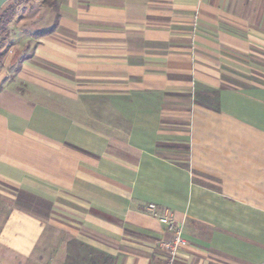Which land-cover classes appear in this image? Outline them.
I'll return each mask as SVG.
<instances>
[{
    "label": "crops",
    "instance_id": "crops-1",
    "mask_svg": "<svg viewBox=\"0 0 264 264\" xmlns=\"http://www.w3.org/2000/svg\"><path fill=\"white\" fill-rule=\"evenodd\" d=\"M56 5L52 33L32 36L55 20L41 6L12 47L64 99L96 101L79 120L31 100L0 51V182L37 204L6 214L0 264H157L149 204L188 241L177 264H264V0Z\"/></svg>",
    "mask_w": 264,
    "mask_h": 264
},
{
    "label": "rangeland",
    "instance_id": "rangeland-1",
    "mask_svg": "<svg viewBox=\"0 0 264 264\" xmlns=\"http://www.w3.org/2000/svg\"><path fill=\"white\" fill-rule=\"evenodd\" d=\"M10 1H14V0H10ZM41 6H43L42 0H24L17 7L15 16L11 19V21L7 25V30H8L7 43L5 47L2 48L3 50L4 48H6L5 54L13 55L15 52H18L17 56H19L20 58L27 55V50L22 52L23 46H19L16 49L12 47V44L15 45L17 41L15 36L13 35L14 30L15 28L17 29L21 27L20 26L21 24H18V23H20V19L22 15L26 14L28 11H31V10L36 11L37 8ZM27 23L30 24L31 22H27ZM45 26H47L46 19L35 21V26H34L35 29H39ZM28 28H31V27L28 26ZM2 49H0V51ZM28 52H29V46H28ZM257 56H258L257 60L264 61V56H261V55H257ZM1 64L2 63L0 61V77H5V78L0 81V86H2L4 82H6V80L8 79L6 78L8 75L5 74V69H2ZM262 66H264V64H262ZM8 72L11 75L13 74V76H11L13 80L16 79L15 84L18 87V89L22 90L27 87L28 90L25 89V91L27 90L29 92V95H30L29 97L31 100L35 102L37 101L43 102L44 104L50 107L60 108L61 106H64V109H66L67 113L76 114L79 120H85L87 118L86 116L87 113L85 110L87 109V107H90L89 106L91 104L90 102L93 103L96 101V100L88 101V99L85 96H81L78 99H74V100L64 99V97L59 95V92L55 91L57 89L60 90L59 87L56 86V84L54 83L57 81L53 80L52 76H48V75H44L40 73V72L48 73V72H52V70L44 68L40 65H37V63H34V62H31L29 66H23L21 62L14 64L11 68L8 69ZM21 72L30 73V75L32 74L34 76L33 79L35 83L41 82L42 84H44V87H46V90L42 91L41 88L37 87V85H33L32 83L29 85L27 84L25 85L24 84L26 83L25 80H21V78L17 77L18 73L20 74ZM2 75H5V76H2ZM38 76L41 78H46V80L44 79L41 80ZM259 82L264 84V81H259ZM98 101L101 102L100 98ZM70 105H73L74 107L73 111H70V108H71ZM0 192L2 194V196L0 194V197H3L2 201L0 202V226L6 214L12 208H19V209L25 210L27 209V207H30L29 205L31 206L33 205L32 207H35L37 205L36 202L34 203V202L29 201L20 191H15L11 186L5 185L4 183H1V182H0Z\"/></svg>",
    "mask_w": 264,
    "mask_h": 264
},
{
    "label": "built area",
    "instance_id": "built-area-1",
    "mask_svg": "<svg viewBox=\"0 0 264 264\" xmlns=\"http://www.w3.org/2000/svg\"><path fill=\"white\" fill-rule=\"evenodd\" d=\"M145 211L164 225L168 234V238L160 241L155 248L158 255L157 264H177L181 249L188 245L182 229L166 212H160L153 204L147 205Z\"/></svg>",
    "mask_w": 264,
    "mask_h": 264
},
{
    "label": "trees",
    "instance_id": "trees-1",
    "mask_svg": "<svg viewBox=\"0 0 264 264\" xmlns=\"http://www.w3.org/2000/svg\"><path fill=\"white\" fill-rule=\"evenodd\" d=\"M23 1L24 0H14V1L9 0L0 10V49L5 47V45L7 43V38H8L7 25L11 21V19L15 16L17 7ZM42 5L44 7L51 9L55 13V20L49 29L36 31L35 33H33L32 36L34 38L46 36V35L52 33L53 30L55 29L56 22L58 20V8L56 5V0H42ZM4 49H6V48H4ZM2 55H3V53L0 54V60H1ZM25 59H27V57L20 58L19 63Z\"/></svg>",
    "mask_w": 264,
    "mask_h": 264
},
{
    "label": "water",
    "instance_id": "water-1",
    "mask_svg": "<svg viewBox=\"0 0 264 264\" xmlns=\"http://www.w3.org/2000/svg\"><path fill=\"white\" fill-rule=\"evenodd\" d=\"M9 0H0V10Z\"/></svg>",
    "mask_w": 264,
    "mask_h": 264
}]
</instances>
